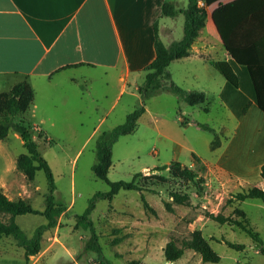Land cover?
<instances>
[{"label": "rangeland", "instance_id": "rangeland-1", "mask_svg": "<svg viewBox=\"0 0 264 264\" xmlns=\"http://www.w3.org/2000/svg\"><path fill=\"white\" fill-rule=\"evenodd\" d=\"M183 20L181 14L173 20L175 36L180 29V37L182 36ZM166 21H171V17H164L163 22ZM162 40L165 42L163 37ZM124 101L125 97H122L119 108ZM177 101L181 106L177 105ZM139 102V97L130 99V112L139 106ZM210 102V109L205 112L199 106H189L184 101L177 100L172 93L151 98L145 102V112L137 120L136 129L114 143L108 179L130 181L133 175L140 173L136 181L146 190H120L111 202L105 199L96 201L90 218L98 234L102 255L109 264H125L132 259L139 260L142 264H166L162 251L165 243L174 237L180 245L183 239H191L193 236L199 238L201 243L208 244L213 253L219 256V261L203 262L199 253L185 249L183 255L170 264H264V253L259 252V245L249 234L236 225H221L204 216V212H221L238 218L259 233L264 248V204L258 199H246L240 204L224 205L232 193L253 186L259 174L253 167L248 171H241L238 176L231 173L220 174L215 167H206L194 159V154H190L193 152L204 162H212L215 158L211 150L213 136L197 129L194 124L181 125V117L186 120L184 116H194L200 122H205L214 128L219 139L231 135L238 124L234 115L236 113L223 110L217 100L211 99ZM182 106L187 107L186 113H183ZM119 108L105 121L90 118L87 123H31L33 120L27 111L13 120L17 122L24 117L30 121L24 125L29 127L31 136L38 144V151L51 169L55 184V203L66 208L70 205L68 211L65 209L60 215L63 227L60 239L65 241L66 233L72 247L78 250L83 240L79 236L88 238L90 233L81 226H75L76 215L84 212L95 192L109 189L106 182L94 176L91 167L97 161L96 144L102 134H108L113 127L124 121V117L118 120L117 114H128L120 113ZM257 134V129L253 128L251 138L243 149L250 155V164L254 161L251 154ZM24 154L26 149L19 134L10 128L7 136L0 140V191L9 199H24L32 208L42 211L47 180L42 170L36 171L33 180H28L16 168V160ZM176 161L203 177L201 193L196 192L193 184L179 169L169 167ZM162 165L168 167L163 170L155 169ZM175 191L186 193L191 205L171 203L173 211L170 212L163 202H171L169 193ZM141 193L153 212L144 208ZM0 220L7 221L8 215L0 214ZM17 221L25 234L30 236L32 230L43 224L45 218L39 214H25L17 216ZM120 221H138L142 223V228L132 236L125 235L121 242L111 245L110 240L114 236L107 232V228L114 227ZM118 235H122V232ZM6 237L13 239L11 236ZM228 244L242 245V248L236 249ZM53 254L64 258L68 256L56 244L53 253L47 254L38 264H56L51 260ZM89 258L97 260V253H84L81 262L86 263ZM10 264L20 263L13 256Z\"/></svg>", "mask_w": 264, "mask_h": 264}, {"label": "crops", "instance_id": "crops-1", "mask_svg": "<svg viewBox=\"0 0 264 264\" xmlns=\"http://www.w3.org/2000/svg\"><path fill=\"white\" fill-rule=\"evenodd\" d=\"M239 1L217 0L209 4L204 27L188 55L167 66L176 85L205 93L206 102L195 107L207 112L208 104L214 99L223 110L236 113L238 124L232 134L222 137L220 146L212 150L215 154L212 162H204L195 153H190L206 167H215L220 174L235 176L252 167L259 174L264 164V113L257 107L247 68L226 52L213 20L220 8ZM164 2L174 3L179 8L187 4V0H0V93L26 80L34 94L27 111L33 120L31 123H87L90 118L105 121L119 108L122 97L125 101L119 112L129 113L130 99H140L138 89L145 78L144 67L154 58V23H157L158 36L165 45L182 37L181 29L174 35L173 20L177 15L171 17V21L163 22L167 17L161 14ZM198 3L200 5L202 1ZM210 61L228 62L237 76V86L230 84ZM163 93L170 92L163 91L145 102ZM177 105L181 106L178 101ZM182 111L186 113L187 107L182 106ZM117 116L118 120L125 118L120 114ZM184 117L185 125L194 124L197 129H200L198 124L205 123L194 116ZM24 120L30 123L27 118ZM253 128L258 134L251 154L254 161L250 164V155L243 149ZM252 185L262 188L260 175ZM61 219L60 216L55 227L44 231L40 251L30 256L27 264H38L47 254L53 253L56 244L68 255L64 258L53 254L51 260L56 264L57 261L59 264H95L93 258L81 262L89 237L79 236L84 240L80 250L72 247L66 233L67 241L60 239ZM15 221L20 226L17 216ZM141 226L138 221H120L107 228V232L112 235V229L119 228L122 235L118 236L130 237L140 231ZM13 256L20 264H26L23 249L14 239L2 237L0 264H10Z\"/></svg>", "mask_w": 264, "mask_h": 264}, {"label": "trees", "instance_id": "trees-1", "mask_svg": "<svg viewBox=\"0 0 264 264\" xmlns=\"http://www.w3.org/2000/svg\"><path fill=\"white\" fill-rule=\"evenodd\" d=\"M198 1L187 0L184 8H179L170 2H164L161 5L162 16L175 17L178 14L183 15L182 37L177 41L171 42L169 45H165L158 36L157 23H154V58L144 67L146 71L145 78L138 89L140 104L125 116L121 124L113 127L108 134L103 133L96 144L97 161L92 165L91 169L94 176L106 182L109 189L107 191L95 192L92 195L84 212L76 215L75 225L76 227L81 226L89 230L90 236L84 245L83 251H94L97 253L98 259L94 260L95 264H109L102 255L101 246L98 243V234L90 218L96 201L105 199L111 202L120 190H136L139 192L146 190L136 181V177L140 173L133 175L130 181H111L108 179L107 175L112 165V147L114 143L121 136L131 134L136 129L137 120L145 112L146 99L158 93L168 91L189 106L201 105L206 102L204 92L196 90L188 91L179 87L171 80L170 73L167 71V66L170 62L188 55L192 43L196 39L199 31L204 27L206 7L217 0H201V5H199ZM213 20L226 52L235 62L247 68L254 88L257 107L264 113V0H241L230 6L220 8L214 14ZM209 63L230 84L237 86V76L228 62L210 61ZM33 97V91L26 80L19 81L10 90L0 93V100H3L0 101L2 104L0 105V140L7 136L10 128L15 130L19 134L22 144L26 149V154L16 160V168L28 180L34 179L37 170H42L47 180V193L44 197L45 206L42 211L32 208L24 199H9L0 191V214L8 215L7 221L0 220V239L11 236L16 242V245L23 249L26 264L30 256L36 255L40 251L41 238L44 231L55 227L58 217L66 209L63 205L55 203V184L51 169L47 161L38 151V144L31 136L29 127L24 125L27 122L24 118H20L17 122L13 121L14 118L21 116L29 110L33 102ZM180 123L181 125L186 124L184 120ZM198 126L200 129L212 134L211 150L218 148L220 146V139L214 128L205 123H200ZM193 156L195 160H199L197 156ZM167 167V165H162L155 169L163 170ZM169 167L179 169L181 174L193 184L196 192H202L204 179L197 172L182 165L179 161L171 163ZM259 175L263 180L262 188L249 186L232 193L226 199L224 205L231 206L232 204H240L246 199H258L264 204V164L260 167ZM169 197L171 202L164 201L163 204L166 210L170 212L173 211L171 203L184 206L191 205L190 197L186 193L170 192ZM141 199L144 208L147 211L153 212L152 207L145 200L143 193H141ZM25 214L42 215L46 223L36 227L32 235L28 236L15 221L16 216ZM204 216L221 225H236L249 234L252 240L259 245V252L264 253L259 233L238 220V218H234L230 214L224 215L221 212L216 214L204 212ZM119 232V228L112 229L111 234L114 237L110 240L111 245L121 242L123 236H118ZM228 245L236 249L242 248V245ZM185 249H191L199 253L203 262H218L220 259L219 256L213 253L208 244L201 243L200 239L195 236L191 239H183L180 245L177 244V240L174 237H171L165 243L162 251L165 260L171 263L179 259ZM125 264L142 263L139 260L132 259Z\"/></svg>", "mask_w": 264, "mask_h": 264}, {"label": "water", "instance_id": "water-1", "mask_svg": "<svg viewBox=\"0 0 264 264\" xmlns=\"http://www.w3.org/2000/svg\"><path fill=\"white\" fill-rule=\"evenodd\" d=\"M166 264H169V262H168V261H166Z\"/></svg>", "mask_w": 264, "mask_h": 264}, {"label": "bare ground", "instance_id": "bare-ground-1", "mask_svg": "<svg viewBox=\"0 0 264 264\" xmlns=\"http://www.w3.org/2000/svg\"><path fill=\"white\" fill-rule=\"evenodd\" d=\"M169 264H170V262H169Z\"/></svg>", "mask_w": 264, "mask_h": 264}, {"label": "built area", "instance_id": "built-area-1", "mask_svg": "<svg viewBox=\"0 0 264 264\" xmlns=\"http://www.w3.org/2000/svg\"><path fill=\"white\" fill-rule=\"evenodd\" d=\"M201 5V4H200Z\"/></svg>", "mask_w": 264, "mask_h": 264}]
</instances>
